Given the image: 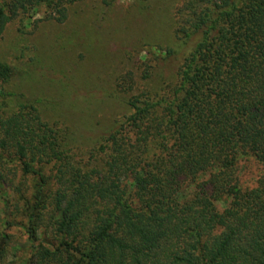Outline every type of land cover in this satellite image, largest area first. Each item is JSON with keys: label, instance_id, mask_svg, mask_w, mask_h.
<instances>
[{"label": "trees", "instance_id": "trees-1", "mask_svg": "<svg viewBox=\"0 0 264 264\" xmlns=\"http://www.w3.org/2000/svg\"><path fill=\"white\" fill-rule=\"evenodd\" d=\"M54 1L62 21V0L2 1L0 32ZM174 31L197 38L178 87L132 97L92 167L33 105L1 109L0 61V164L20 172L28 238L39 226L54 238L25 264H264V0H185Z\"/></svg>", "mask_w": 264, "mask_h": 264}, {"label": "rangeland", "instance_id": "rangeland-1", "mask_svg": "<svg viewBox=\"0 0 264 264\" xmlns=\"http://www.w3.org/2000/svg\"><path fill=\"white\" fill-rule=\"evenodd\" d=\"M184 1L62 0V21L56 20L57 1L8 19L0 32V61L11 66L2 85L12 95L1 97V109L33 105L43 122L68 132L74 161L94 166L93 149L132 112V97L170 98L178 87L183 60L197 41L174 31ZM10 166L0 164V181L11 185L6 195L0 190V264H25L39 258L34 248L54 238L42 226L28 238L21 226L28 217L14 189L23 180Z\"/></svg>", "mask_w": 264, "mask_h": 264}]
</instances>
